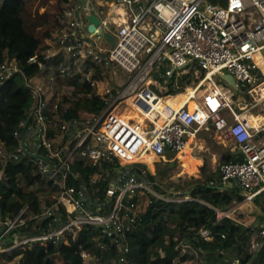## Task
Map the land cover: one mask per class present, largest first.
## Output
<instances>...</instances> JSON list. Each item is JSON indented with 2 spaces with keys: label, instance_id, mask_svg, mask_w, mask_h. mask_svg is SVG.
I'll return each mask as SVG.
<instances>
[{
  "label": "built area",
  "instance_id": "built-area-1",
  "mask_svg": "<svg viewBox=\"0 0 264 264\" xmlns=\"http://www.w3.org/2000/svg\"><path fill=\"white\" fill-rule=\"evenodd\" d=\"M64 4L50 38L54 49L48 43L43 52L45 60L60 56V61L45 64L37 55L29 58L39 66L36 76L43 80L41 85L33 81L36 76L28 78L21 72L14 56L0 62V89L21 72L23 78L16 85L31 95L25 117L13 134L16 145L10 148L0 139V162L27 161L44 183L37 213L27 216L23 208L13 217L0 218V240L19 234L1 252L36 244L68 245L82 227L92 225L99 229L96 240L106 237L116 244L114 264H135L126 257L125 234L140 218L138 191L164 197L135 173L118 174L119 168L111 173L106 162L116 158L122 167L142 163L139 173L143 175L146 169L151 171L145 155L166 160L167 153L182 152L209 120L215 129L223 127L222 109L229 115L227 134L242 158L219 163V183L235 182L245 200L264 191V122L251 125L247 113L238 111L233 101L240 93L251 107L264 102V0H66ZM90 15L98 19L92 31ZM105 33L112 35L113 42ZM81 66L86 68L84 81L92 89L110 68L125 73L127 81L96 92L103 102L99 111L87 116L78 111L68 117L69 110L82 108L74 102L50 101L47 89L56 90V78L82 75ZM183 69L191 80L183 81ZM226 74L235 86L223 78ZM160 79L163 88L174 80L168 92L167 86L166 91L162 89V95L151 86L152 80ZM190 82L194 93L179 106L171 105L169 100L186 91ZM84 168L92 172L84 176ZM104 181L108 185L101 196ZM215 215L219 219L225 213L216 210ZM32 220L37 224L33 229L41 230L23 234ZM196 233L206 240L214 237L206 226ZM258 237L251 240L252 252L264 246V228ZM174 239L178 254L172 264H197L198 254L189 239ZM99 247L105 248V243ZM189 251L193 256L182 260ZM79 253L85 262L95 258L91 250L79 247Z\"/></svg>",
  "mask_w": 264,
  "mask_h": 264
},
{
  "label": "trees",
  "instance_id": "trees-1",
  "mask_svg": "<svg viewBox=\"0 0 264 264\" xmlns=\"http://www.w3.org/2000/svg\"><path fill=\"white\" fill-rule=\"evenodd\" d=\"M26 9L25 0H3L0 6V62L6 56H14L21 72L31 78L38 75L40 69L37 63L29 62L30 57L37 55L45 64H56L60 61V56L52 60H45L43 51L46 46L43 44V37L40 38L34 33L39 24L48 23V14L46 12L39 14L37 21L29 22L24 15ZM49 33L50 30L45 31L44 38ZM21 72L14 73L0 89V139L10 148L17 143L13 135L14 131L25 117V111L31 103L30 93L16 85L17 80L23 78ZM67 82L74 85L76 92L91 93L93 104L91 108L87 107L88 111L97 112L103 107V102L92 92V86L88 82H81L79 75L67 78ZM60 84L61 79L56 78V90ZM78 111V109L69 110L66 116H76ZM208 124L214 127L211 120L208 121ZM149 155L154 156V154ZM233 156L234 153L224 154L221 160H233ZM147 161L148 166L154 162L157 163V161ZM165 161L166 165L159 171L151 170L153 174L158 175V178L152 176V190L161 195L177 197L180 200H166L148 190H143L145 195L140 199L146 198V205L141 211L139 220L125 234V242L128 245L126 253L128 261L135 264H172L174 257L178 254L175 249L176 240L174 237L185 236L190 241L191 249L198 254L197 264H236L235 260H238V264H252L255 253L250 251L249 247L254 230L229 219L227 221L234 229L227 230L223 220H215V213L207 204L197 198H186L194 193V189L204 185L200 180L195 183L187 181L186 186H178L180 191L182 189L183 191L177 194L165 190L160 185V180L168 177V171L176 165L177 159L171 155L166 157ZM131 165L138 169L143 166L142 163ZM105 166L111 173L120 168L116 158L113 161H107ZM0 172V218L13 217L23 208H26L27 216L37 213L40 208L39 193L43 190L44 183L39 175H34L31 172L30 164L27 161H9L6 164L0 162ZM81 172L86 176L92 170L84 168L81 169ZM20 175L24 178L29 190L19 185ZM107 185V181L101 183L99 191L101 196L104 195ZM262 209L264 210V198ZM202 226L210 228L214 235L213 240L203 239L196 233ZM28 228L24 229L23 234L37 233L41 230L39 227ZM98 233V228L86 225L78 231L76 240L70 238L68 245L49 244L44 246L36 244L26 249L12 248L0 252V258L6 261L5 264L12 260H14V264H114L113 260L118 254L116 244L106 237L101 241L96 240L95 236ZM221 234H224V237ZM100 242L105 243V248L99 247ZM12 243L13 238L4 247H10ZM79 247L91 250L97 260L95 261L94 258L85 262L79 253ZM256 253L259 257V264H264V246H261ZM192 256L189 251L182 257V260H188Z\"/></svg>",
  "mask_w": 264,
  "mask_h": 264
},
{
  "label": "rangeland",
  "instance_id": "rangeland-1",
  "mask_svg": "<svg viewBox=\"0 0 264 264\" xmlns=\"http://www.w3.org/2000/svg\"><path fill=\"white\" fill-rule=\"evenodd\" d=\"M26 1V11L24 13L25 18L27 21L29 22H35L37 21V18L39 14H42L44 12H46L48 14V23H44V24H39L35 30L34 33L39 36L40 38L43 39V44L46 46V48L50 45L51 49L53 48V45L51 43V35L54 33L56 26H58L59 24V18H60V14L61 11L64 7V0H25ZM211 2H214L215 0H209ZM38 21H40V19H38ZM50 30L49 35H47L44 38V33L45 31ZM49 43V45H48ZM46 48L43 52L46 51ZM53 51V50H52ZM81 74L79 75V79L81 82H85V75L83 74V71L86 72V68L81 66ZM115 71V72H114ZM113 69L111 70L108 69V72L106 70V73L102 76L101 75V80H99L98 82V86L95 89H92V92L94 93V95L96 96V94L98 93V90H102V88L104 86L107 85H115L118 83L122 84L125 81H127V75L123 72H121V70L118 69ZM94 72V73H93ZM95 70L92 71L93 74H95ZM190 73L193 75L192 71H190ZM154 76L155 73H154ZM83 77V79H81ZM190 77V76H189ZM191 78V77H190ZM113 80H116L113 81ZM33 81L36 84L41 85V81H43L39 76L34 77ZM174 80L171 79L169 80L165 87L167 89H165V87L163 88L162 86H159L161 83H163V79H160V81L157 82V80H152L151 82V86L154 88V90L162 95L164 94V92H162V89H164L166 92H168L171 88H172V82ZM94 88V87H92ZM183 88V87H182ZM97 92V93H96ZM194 93V90L191 91V94ZM47 96L49 98V100L54 101V100H61L64 104L66 102L68 103H75L76 106H81L82 108L85 107V109H80L79 114L83 115V116H87L88 111L87 107L91 108L92 107V100H91V93L90 94H85L83 92H76V89L74 87L73 84H69L67 82V78L63 77L61 84L58 88V90H55V87L53 89H47ZM233 101L234 104L237 108L238 111L241 112H245L246 117L249 116L250 119L253 122L255 121V118L257 116H262L264 118V102L258 104L257 106L251 107L248 102H250V100L248 98H243L242 94L237 93L234 97H233ZM82 110V111H81ZM85 110V111H84ZM93 111V110H92ZM225 120L224 126L221 127L220 129H215L213 130L211 128V126H205L202 127L200 129L199 135L201 137H203L206 145H205V151L200 153V156L203 157L204 162H205V170H202L199 168V171L196 172V174H188V173H184L183 172V168L181 166L182 161H181V157L180 156V161L179 159H177L176 165L171 168L168 171V177H166L163 180H160V185L167 190L170 193L173 194H177L183 191V189L180 191V188H178V186H186V182H192L195 183L197 182V180L200 181H204L206 184L210 185V180H213V184L211 185H216L219 181V171H218V165L219 163L222 162L221 157L222 155L226 152L227 153V149H229L230 147H232L234 145L233 140L229 137V135L227 134V127H228V121H229V116H228V112L226 109H222L220 112ZM214 118L216 119L217 116H214ZM256 122V121H255ZM172 154L167 153L166 157H170ZM193 155H197L195 153H193ZM146 160L149 161H154L156 159L155 155H145ZM143 158V159H144ZM166 161L165 160H160L157 159V163H153L152 165H149V168H151L150 170L154 171H159L164 165H166ZM140 170L138 169V167H135L134 165H127L125 167L120 166V168L116 171V173L118 174H129V173H135L138 175L139 179L144 180L145 183L152 189L153 186V179L152 176L158 178V175L153 174L152 171H149L148 169L145 170L143 175H140ZM115 173V172H114ZM207 176H210L211 179L206 178ZM18 182L19 185L24 188V189H30L27 185H25V181L23 178H21L19 176L18 178ZM232 184H236L235 182H231ZM210 185V186H211ZM237 185V184H236ZM221 187L220 185H218L215 189L212 190V193L216 196H219L221 198H228L232 197V194L225 190V189H221L219 188ZM204 191L202 190H198L197 188L194 189V193L191 194V196H189V198L193 197V198H204L207 199L208 197L206 195H204L203 193ZM206 193L208 192L207 189L205 191ZM159 194V193H158ZM145 195V191L143 190H139L138 191V197H139V201L136 202L137 203V208L142 211L146 205V198L142 200V198H144ZM161 195V194H160ZM142 196V198L140 199V197ZM164 198H168L171 200H175V199H179L177 197H172V196H168V195H161ZM210 208V207H209ZM212 210V208H211ZM213 211V210H212ZM215 220L217 221V217L215 215ZM261 221V220H260ZM33 222V223H30ZM29 225H28V229H33V227L37 226L35 221H30ZM260 222H257V224H259ZM262 224L264 225V221H262ZM1 230V229H0ZM258 230H255L254 234L252 235V240H256L259 239L258 237ZM25 232V231H23ZM16 235L18 236L19 234H12L9 235L8 237H6L5 239L0 240V249L3 248L10 240H12V238L14 239L16 237ZM12 237V238H11ZM249 250H251V246L249 247ZM1 252V251H0ZM254 252V251H253ZM254 258L252 259V264H259V257L258 254L256 252H254ZM6 261H3L0 258V264H5ZM8 264H14V260L8 262ZM184 264V263H181Z\"/></svg>",
  "mask_w": 264,
  "mask_h": 264
},
{
  "label": "crops",
  "instance_id": "crops-1",
  "mask_svg": "<svg viewBox=\"0 0 264 264\" xmlns=\"http://www.w3.org/2000/svg\"><path fill=\"white\" fill-rule=\"evenodd\" d=\"M207 126H210V125L207 123ZM211 128L215 130L214 127H211ZM200 129L195 133V135L191 137L190 139L191 143L188 145V148L185 151L183 150L176 156L172 154V156H175L176 159H179V161H180V156L182 155L181 161H183L182 158L183 156L186 155L188 151V154L192 156L194 159H200L201 163L197 165V171H199V168L201 169V171L203 170V168L205 170V162H204L203 157L200 156V153L205 151L206 143L203 137L199 135ZM193 153L197 155H193ZM232 153H234L233 160L242 158V155L240 154L238 147L235 143L232 147L227 149V153L225 152L224 154H232ZM206 178L211 179L210 176H207ZM210 181H213V180H210ZM201 182H203L204 185L202 187H198L197 189L204 191L203 192L204 195H206L208 198L204 199L202 197V198H197V199L207 204L210 208H212L214 213L216 210L225 213V216H223L221 220L225 222V228L227 230L234 229V227L231 225L230 222L227 221V219L235 223L241 224L245 227H250L252 230H254V232L255 230H258V229L260 230L264 228V225L262 224V221H264V210L262 209L264 191L256 195L252 200H245L242 195V191L236 184L231 183L227 186H223L218 181L216 185L210 186L206 184L204 181H201ZM218 185L221 186L219 188L229 191L232 194V197H229L228 199L226 197L221 198L219 196L214 195L212 193V190L215 189ZM206 189L208 191L207 193L205 192ZM257 222H260V223L257 224Z\"/></svg>",
  "mask_w": 264,
  "mask_h": 264
},
{
  "label": "bare ground",
  "instance_id": "bare-ground-1",
  "mask_svg": "<svg viewBox=\"0 0 264 264\" xmlns=\"http://www.w3.org/2000/svg\"><path fill=\"white\" fill-rule=\"evenodd\" d=\"M181 76H182V79L183 81L187 82L188 80H191V76L189 74V72L186 70V69H183L181 71ZM190 76V77H189ZM213 77L218 81L220 82L221 80L219 78H217L216 76L213 75ZM192 82L188 83V87L186 89V91H183V92H179L176 96H173L170 100H169V103H171V105L173 106H179L184 99H186L190 94H191V91L193 90L192 86H191ZM194 107V102L193 101H190L189 102V108L190 109H193ZM246 116V115H245ZM249 121V123L251 125H258L262 122H264V118L262 116H257L255 118V121L253 122L252 120H249L250 117L247 116L246 117ZM188 148V146L184 149V151ZM189 150V149H188ZM183 161H182V168H183V172L184 173H188V174H195L197 172V165L201 163V160L200 159H194L192 156H190L188 154V151L186 153L185 156H183ZM145 162H148L146 160V158L143 159ZM154 161H157L156 159ZM221 219V218H219Z\"/></svg>",
  "mask_w": 264,
  "mask_h": 264
},
{
  "label": "water",
  "instance_id": "water-1",
  "mask_svg": "<svg viewBox=\"0 0 264 264\" xmlns=\"http://www.w3.org/2000/svg\"><path fill=\"white\" fill-rule=\"evenodd\" d=\"M89 19H90V21H91V24L89 25V30H93L94 29V27H95V24L98 22V19H97V17L95 16V15H90L89 16ZM105 36L111 41V42H113V37H112V35L110 34V33H105ZM223 78L231 85V86H235V83H234V80H233V78H232V76H230V75H224L223 76ZM242 89H244L243 87H242Z\"/></svg>",
  "mask_w": 264,
  "mask_h": 264
}]
</instances>
